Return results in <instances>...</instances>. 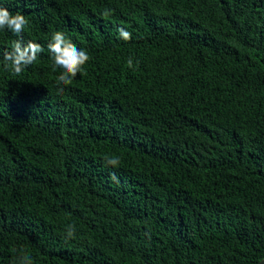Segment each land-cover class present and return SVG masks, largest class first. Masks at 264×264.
<instances>
[{"label": "trees", "instance_id": "1", "mask_svg": "<svg viewBox=\"0 0 264 264\" xmlns=\"http://www.w3.org/2000/svg\"><path fill=\"white\" fill-rule=\"evenodd\" d=\"M0 6L44 49L14 75L2 52L19 37L0 31V264L21 248L34 264L264 258V0ZM57 31L91 57L62 92Z\"/></svg>", "mask_w": 264, "mask_h": 264}, {"label": "clouds", "instance_id": "2", "mask_svg": "<svg viewBox=\"0 0 264 264\" xmlns=\"http://www.w3.org/2000/svg\"><path fill=\"white\" fill-rule=\"evenodd\" d=\"M112 10L105 8L102 15L108 17ZM29 19L23 14L17 12L13 14L6 7L0 6V31L7 30L15 34L19 39L12 42L10 50H4L2 56L6 61L4 67L14 75H20L29 66L33 65L44 49L41 44L29 40L27 43L23 41V33L29 26ZM119 36L129 41L132 34L124 27L118 29ZM48 50L52 55L53 70L60 69L57 77L58 90L63 91V86L71 85L74 79L85 73V67L90 62L91 57L86 50L78 48L63 32L57 31L52 35L48 44ZM138 63V62H137ZM128 67H133V60H127ZM105 164L108 167L118 168L120 160L116 156H105ZM111 179L119 182L115 173H112ZM75 225L66 226V240L75 239ZM14 264H34L32 256L25 249L14 250Z\"/></svg>", "mask_w": 264, "mask_h": 264}, {"label": "water", "instance_id": "3", "mask_svg": "<svg viewBox=\"0 0 264 264\" xmlns=\"http://www.w3.org/2000/svg\"><path fill=\"white\" fill-rule=\"evenodd\" d=\"M258 264H264V258Z\"/></svg>", "mask_w": 264, "mask_h": 264}]
</instances>
